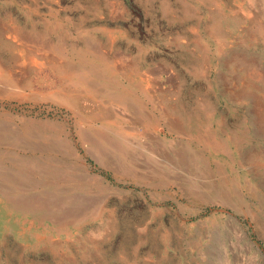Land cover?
I'll return each instance as SVG.
<instances>
[{
	"label": "rangeland",
	"instance_id": "374dc122",
	"mask_svg": "<svg viewBox=\"0 0 264 264\" xmlns=\"http://www.w3.org/2000/svg\"><path fill=\"white\" fill-rule=\"evenodd\" d=\"M0 70V264H264V0H0Z\"/></svg>",
	"mask_w": 264,
	"mask_h": 264
},
{
	"label": "bare ground",
	"instance_id": "6f19581e",
	"mask_svg": "<svg viewBox=\"0 0 264 264\" xmlns=\"http://www.w3.org/2000/svg\"><path fill=\"white\" fill-rule=\"evenodd\" d=\"M0 73H1V70H0ZM116 88H117V91L116 92H113L114 93L113 96L115 97V99H117L119 101H122V102H125V100L131 99L133 97L132 95H130L131 94V91H129L127 88H123L122 86H119V85L118 86L116 85ZM88 97H89V95H88ZM103 118H105V117H103ZM104 127L106 129H108V130H111L110 128H112V127H109V125H107V124H105ZM115 129H117V128H115ZM82 134L84 136V140L87 141V142H89L90 145H91V147H93V149L95 150V152H97L99 154V156H100L101 151H103V150H101L100 146H101V144H104V141L102 140V138H100L101 137V133L98 134L99 136L98 135L96 136V132L93 133L91 130H88L87 131V129H86L85 131H82ZM65 146H66L65 145V142L63 140H61V145L59 147L60 149H61V147L63 148L62 149V153H61V158H63L65 156V154H68V151L66 150V147ZM48 148L51 151H54L55 150V145L54 144H49V147Z\"/></svg>",
	"mask_w": 264,
	"mask_h": 264
}]
</instances>
